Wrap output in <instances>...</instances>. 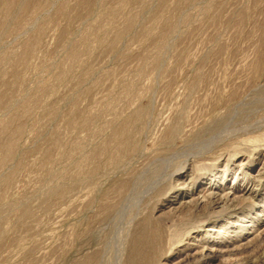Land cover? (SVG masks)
Here are the masks:
<instances>
[{
    "label": "rangeland",
    "instance_id": "1",
    "mask_svg": "<svg viewBox=\"0 0 264 264\" xmlns=\"http://www.w3.org/2000/svg\"><path fill=\"white\" fill-rule=\"evenodd\" d=\"M0 264H264V0H0Z\"/></svg>",
    "mask_w": 264,
    "mask_h": 264
},
{
    "label": "bare ground",
    "instance_id": "2",
    "mask_svg": "<svg viewBox=\"0 0 264 264\" xmlns=\"http://www.w3.org/2000/svg\"><path fill=\"white\" fill-rule=\"evenodd\" d=\"M259 53V52H258ZM250 61V60H249ZM254 67V66H253ZM134 114H136V113H134ZM137 114H140V113H137ZM125 126V125H124ZM125 127H123L120 131H118L119 133H122V134H124L125 133ZM119 136H121V135H119ZM124 147V146H123ZM245 191H249V189H247V188H245L244 189ZM21 208V207H20ZM18 209H19V207H18ZM22 209V208H21Z\"/></svg>",
    "mask_w": 264,
    "mask_h": 264
}]
</instances>
